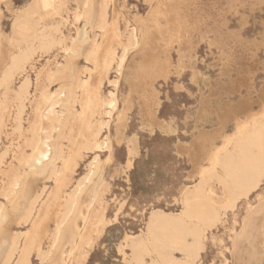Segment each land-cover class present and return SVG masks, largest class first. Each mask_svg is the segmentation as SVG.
<instances>
[{
	"label": "rangeland",
	"instance_id": "1",
	"mask_svg": "<svg viewBox=\"0 0 264 264\" xmlns=\"http://www.w3.org/2000/svg\"><path fill=\"white\" fill-rule=\"evenodd\" d=\"M33 1L0 0V61L10 54L8 37L14 20ZM65 1L64 22L57 15L50 19V24L58 26L65 41L60 45L62 48L55 45L36 58L32 69H28L33 83L36 75L43 80L44 72L64 62L63 47H71L72 38L84 25L83 19L75 20L82 9V0ZM106 1L110 25L104 38H96L102 42L96 62H84L82 56L73 61L79 68L92 70V81L101 80L102 99L114 94L117 100L109 123L110 153L85 152L76 159L72 156L71 184L87 175L90 169H97L91 165L95 156L101 164L95 171L102 170L108 183L103 196L107 225L96 235L99 238L92 237L93 247L85 248L83 258L86 260L82 258L80 264H128L120 249L124 237L137 234L143 228L151 209L176 211L181 190L192 184L198 168L199 171L206 168L204 155H198V147L194 144L195 137L202 131L215 133L213 145H217L222 134L231 133L235 117L244 119L251 113H260L264 107V0ZM87 31L90 38L100 34L98 29L88 28ZM131 32L138 40L132 46H137V50L130 49L119 72L117 60ZM82 48L84 52L89 45ZM107 50L115 51L116 60L107 72H103L102 60ZM57 88L58 82L49 85L51 92ZM259 97L263 99L260 98V102ZM200 105L205 110L199 124L195 122V113ZM122 106L126 119L117 122L118 125L116 116ZM242 107H245L241 111L243 114ZM227 112L231 115H226ZM234 112L239 113L238 116ZM180 144L191 148L190 155L180 151ZM14 145L12 122H7L0 152L8 151V159ZM0 179L6 181L7 178ZM45 185L49 183L37 182L36 191ZM212 185L215 200L223 202L222 190L215 183ZM231 210L224 212L221 222L207 235L199 264H264V177L257 188L247 198H240ZM54 226L55 220L51 218L49 227L53 230ZM91 226L96 225L93 222ZM25 230L26 227L15 224L13 218L8 234ZM243 232L247 238L233 250L231 241ZM35 257L33 254L32 264H40ZM66 262L64 256L63 263Z\"/></svg>",
	"mask_w": 264,
	"mask_h": 264
},
{
	"label": "bare ground",
	"instance_id": "2",
	"mask_svg": "<svg viewBox=\"0 0 264 264\" xmlns=\"http://www.w3.org/2000/svg\"><path fill=\"white\" fill-rule=\"evenodd\" d=\"M65 4V0H34L16 16L8 37L10 54L0 61V142L7 122H12L15 141V149L8 159V151L0 152V177L7 178L6 181L0 179V264H32L33 254L40 264H80L85 248L93 247L92 237L99 235L107 225L103 196L108 183L102 170L95 171L100 168L99 157L95 156L91 164L97 169H90L87 175L71 184L74 158L85 152L111 151L109 123L117 108L115 95L102 99L101 80L92 81L91 69L73 64L79 56L84 62H96L102 44L96 38H104L110 25L107 1L82 0V9L75 20L83 19L84 25L77 33L75 31L71 47H63L64 62L44 72L43 80L36 75L34 83L28 71L36 58L65 41L58 26L50 24L55 15L64 22ZM88 28L98 29L100 34H93L91 39L87 35ZM128 38L117 60L119 72L130 49L138 43L133 32ZM85 44L89 48L83 52ZM136 47L133 48L137 50ZM115 60L114 50L105 51L103 72H107ZM55 82L58 88L51 92L49 85ZM200 106L195 113L196 123L201 122L205 110ZM124 114L122 106L116 123L126 119ZM226 121L229 123V118ZM206 132L202 131L194 140L198 155H204L206 168L201 171L198 168L192 184L181 190L176 211L151 209L137 234H125L120 249L128 264H199L209 232L221 222L224 212L235 208L240 198H247L264 177V107L260 113H251L244 119L235 117L231 133H221V142L217 145H213L216 134ZM179 149L185 154L191 150L181 144ZM37 182H48L49 186L36 191ZM212 183L222 190L223 202L215 200ZM13 218L15 224L23 225L26 230L8 234ZM51 218L55 220L53 230L49 227ZM93 222L95 227L91 226ZM247 236L245 232L236 236L231 241L233 250L238 249V244ZM64 256L66 263H63Z\"/></svg>",
	"mask_w": 264,
	"mask_h": 264
}]
</instances>
